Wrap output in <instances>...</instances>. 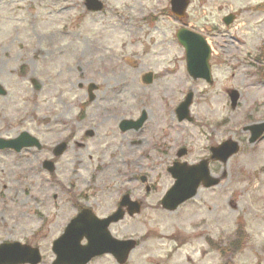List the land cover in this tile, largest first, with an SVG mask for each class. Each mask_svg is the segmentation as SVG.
<instances>
[{"label": "rangeland", "instance_id": "1", "mask_svg": "<svg viewBox=\"0 0 264 264\" xmlns=\"http://www.w3.org/2000/svg\"><path fill=\"white\" fill-rule=\"evenodd\" d=\"M100 1L103 10L89 13L84 0H0V138L26 132L44 148L0 151V241L37 234L49 244L77 209L102 217L128 194L140 214L109 227L138 242L127 264H264V136L249 144L243 130L264 122V0H189L181 21L169 0ZM182 26L211 46V84L187 75L175 39ZM230 90L240 95L235 109ZM188 92L191 120L178 122ZM141 112L138 131H119ZM226 140L239 152L209 163L212 176L225 175L219 185L163 210L172 163L196 164ZM180 148L187 153L177 159Z\"/></svg>", "mask_w": 264, "mask_h": 264}, {"label": "water", "instance_id": "2", "mask_svg": "<svg viewBox=\"0 0 264 264\" xmlns=\"http://www.w3.org/2000/svg\"><path fill=\"white\" fill-rule=\"evenodd\" d=\"M171 12L178 18L184 17L188 0H170ZM85 7L91 12H100L103 8L99 0H85ZM233 17L228 16L224 19L226 25L232 22ZM177 40L185 49L187 72L193 79H203L211 83L210 68L208 60L210 57V50L205 44V41L198 35L192 34L187 30H180L177 33ZM144 85H149L152 82V74L147 73L142 76ZM34 88L39 89V86L34 81ZM95 88L89 86L88 92L90 100L93 99L91 92ZM6 92L0 85V96H5ZM231 101V108L234 109L239 98L236 91L229 93ZM192 95L188 94L185 101L177 108L178 121L190 120L188 116V107L191 103ZM145 121V114L142 113L140 119L136 122L122 121L119 128L122 132L134 129L138 130ZM245 131L251 133L249 143L254 144L264 133V122L254 124L244 128ZM91 136V132H87ZM35 139L31 138L27 133H22L14 140H0L1 149H13L19 152L24 147L37 146ZM65 150V144L57 146L54 150L55 156H60ZM239 150L238 144L231 140L223 142L216 148L211 149V160L220 161L223 164L235 155ZM184 149L177 153L180 158L185 155ZM44 168L49 172L53 171L51 163H44ZM168 173L174 179L173 186L165 194L161 200V207L168 211H175L180 205L195 197L197 189L201 184L204 188H211L219 184V179L210 175L207 167V161L203 160L195 166H187L186 164L174 163L168 168ZM145 182V178H141ZM127 207L129 216L139 213L140 207L136 202H131L126 195L120 202L119 210L110 218L105 220H98L92 216L89 211H83L76 219L72 220L64 231L63 236L54 243L53 252L56 255L54 264H85L90 259L105 254L114 253L125 260L130 251L135 247V242L116 241L111 238L108 232V227L111 223H116L123 218L121 208ZM85 238L87 245L81 247L80 241ZM31 249H20L19 246H12L9 244L0 245V264H37L39 262V255L37 251H30ZM32 252V253H31Z\"/></svg>", "mask_w": 264, "mask_h": 264}, {"label": "flooded vegetation", "instance_id": "3", "mask_svg": "<svg viewBox=\"0 0 264 264\" xmlns=\"http://www.w3.org/2000/svg\"><path fill=\"white\" fill-rule=\"evenodd\" d=\"M175 35H176V32H175ZM181 57H182L183 62H185V55L183 54ZM125 63H126V61H125ZM79 87L81 88V86H79ZM85 135L87 136L86 133H85ZM43 149L44 148L42 146L39 149H37V148H24V149H21L19 152H15L13 150H8V151H12V152L18 154V153H21L24 150L25 151L26 150H35L37 152H40V151H43ZM214 163H216V162H214ZM118 206H119V203L117 204V207H116V209L114 211L117 210ZM82 209H86V208H79V209H77L75 216H73L71 219L75 218L77 216V214ZM87 209H89V208H87ZM89 210L91 212H93L91 209H89ZM123 210L126 211L127 210V207H123ZM114 211H112L110 213H106L102 217H98V216L97 217L98 218H107ZM93 214H95V213L93 212ZM110 234H111V232H110ZM60 235H61V233L59 235H57L56 237H54V239L50 240L49 241V244H48V242L45 241V240H47L46 238H42L41 237L43 235L37 237V234H31L28 238L25 237V238H21V239H17V240H9V241L8 240H4V241H0V245H3V244H9V245H12V246L13 245L14 246L17 245V246L20 247V249H23V248L28 249L29 248V249H31L30 251H34L35 250L39 254V258H40L39 259V262L37 264H54V262L56 260V255L53 252V243L60 237ZM111 236L114 239L121 240V241L128 239L127 237L119 236L118 233L117 234H114V235L111 234ZM86 243H87V241L85 239H82L81 244L82 245H85ZM137 246H138V243H137ZM127 263H128V258L127 257L125 258V260L122 261L121 255L120 256H117L114 253H107V254H103V255L97 256V257H95L93 259H90L85 264H127ZM26 264H29V263H26Z\"/></svg>", "mask_w": 264, "mask_h": 264}, {"label": "trees", "instance_id": "4", "mask_svg": "<svg viewBox=\"0 0 264 264\" xmlns=\"http://www.w3.org/2000/svg\"><path fill=\"white\" fill-rule=\"evenodd\" d=\"M242 243H243L242 239L239 238V240H237L236 242H234L233 245H231L232 251L239 249V247H241ZM218 251H220L221 253H224L226 251V249H218ZM227 264H231V262L230 263L228 262Z\"/></svg>", "mask_w": 264, "mask_h": 264}]
</instances>
